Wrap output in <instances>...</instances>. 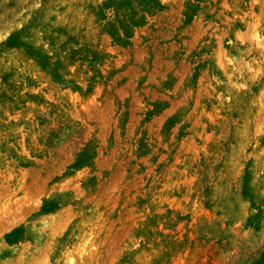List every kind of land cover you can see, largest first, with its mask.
I'll return each instance as SVG.
<instances>
[{
  "label": "rangeland",
  "instance_id": "374dc122",
  "mask_svg": "<svg viewBox=\"0 0 264 264\" xmlns=\"http://www.w3.org/2000/svg\"><path fill=\"white\" fill-rule=\"evenodd\" d=\"M263 91L264 0H0V264H264Z\"/></svg>",
  "mask_w": 264,
  "mask_h": 264
},
{
  "label": "bare ground",
  "instance_id": "6f19581e",
  "mask_svg": "<svg viewBox=\"0 0 264 264\" xmlns=\"http://www.w3.org/2000/svg\"><path fill=\"white\" fill-rule=\"evenodd\" d=\"M221 53H222V50H221ZM222 54H223V53H222ZM222 54H220V55H222ZM222 56H223V55H222ZM222 56H221V57H222ZM222 59H223V57H222ZM261 92H262V91H261ZM259 94H261V93H259ZM259 94H258V95H259ZM262 95L264 96V91H263V94H262ZM262 95H261V96H262ZM259 97H260V96H259ZM255 98H257V97H255ZM260 98H262V97H260ZM254 100H255V99H254ZM255 103H256V102H255ZM257 103H258V100H257ZM259 103H260V101H259ZM259 103H258V104H259ZM256 105H257V104H256ZM261 106L264 107V102H262V105H261ZM258 108H259V107H258ZM259 109H260V108H259ZM262 109H263V108H261V110H260L261 112H262ZM259 118H261V115H260ZM263 118H264V117H262L261 119H259V121H258V120L255 121V123H256V122H260V120L263 121V120H262ZM256 119H258V118L256 117ZM261 123H262V122L259 123V124H260L259 127L261 126ZM256 124H257V123H256ZM262 124H263V123H262ZM253 125H255V124H253ZM257 125H258V124H257ZM255 127H256V126H255ZM255 127H254V128H255ZM262 129H263V128H262ZM253 130H254V129H253ZM261 132H262V131H261L260 128H258L257 130L255 129V133H256V134H260ZM253 133H254V132H253ZM255 133H254V134H255ZM254 137H255V136H254ZM260 154H261V153H260ZM263 163H264V162H263ZM49 222H50V221H49ZM49 222H48V221L44 222V225H43V226H44L45 229H42V230H44V232L47 233L49 229H52V230H51L52 233H50V238H51L52 235L54 234V232H55L56 235L58 234V230L55 231V227H54L52 224H50ZM49 227H50V228H49ZM48 228H49V229H48ZM37 229H39V228H37ZM47 229H48V230H47ZM37 231H38V230H37ZM39 231H41V230H39ZM55 234H54V235H55ZM60 234H61V233H60ZM61 235H62V234H61ZM47 236H48V235H47ZM48 237H49V236H48ZM52 238H53V237H52ZM47 242H48V241H47ZM48 243H49V244H52V242L50 243V241H49ZM2 245H3V244H2ZM24 246H26V244H25V245L23 244V248H24ZM1 247L3 248V246H1ZM48 247L51 249V251H52L53 248H54L53 245H52V246H48V245H47L45 248H43V247L40 248L39 253H38L37 255H35L36 257H35V256L33 257V258L35 259V260H34V263H31V262H30L29 264H48V263H49V260H48L47 258H45L47 255H49V251H50V249H49ZM23 248H22V250H23ZM65 248H66V246H65ZM48 249H49V250H48ZM22 250H21V252H22ZM51 251H50V254H51ZM65 251H66V250H65ZM84 251H85V250H83V253H84ZM68 252H69V251H67V253H68ZM67 253H66V254H67ZM70 253H71V252H70ZM84 254H85V253H84ZM63 255H64V254H63ZM66 256H68V255H66ZM25 257H26V256L23 255V258H22L23 261H24V260L27 261V259H26ZM30 257H31V256H30ZM64 257H65V256H64ZM64 257H63V258H64ZM66 258H67V257H66ZM14 259H15V258H14ZM73 261H74V260H72L71 257H68V259H67V264H73ZM4 262H5V261H4ZM14 262L17 263V260L15 259ZM5 263H6V262H5ZM10 264H14V263L11 261ZM55 264H58V262H56Z\"/></svg>",
  "mask_w": 264,
  "mask_h": 264
}]
</instances>
